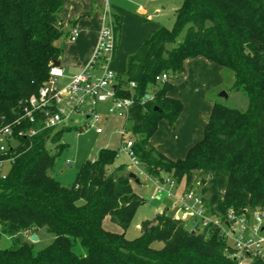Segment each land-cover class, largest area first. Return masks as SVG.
<instances>
[{"label":"trees","instance_id":"1","mask_svg":"<svg viewBox=\"0 0 264 264\" xmlns=\"http://www.w3.org/2000/svg\"><path fill=\"white\" fill-rule=\"evenodd\" d=\"M180 1L172 28L156 30L128 57L124 77L118 75L117 95L133 100L126 119L136 138L131 150L149 176L170 175L189 189L200 175L213 215L228 209L264 214V0ZM64 2L0 0V129L18 118L21 105L49 81L50 67L60 61V42L67 37L61 28ZM112 17L119 35V19ZM199 57L233 73L232 90L247 98V109L214 103L201 141L173 161L150 140L161 121L175 123L183 105L171 96L175 86L156 78L178 76L186 60ZM130 83L135 87L128 96L123 86ZM66 129L20 138L15 150L0 156L14 158L0 179V238L13 240L0 249V264H237L220 230L190 229L191 222L167 210L143 221L137 238L126 239L145 200L126 166L116 167L118 150L100 149L70 187L50 177L57 153L47 146L62 148ZM106 219L122 232L106 230ZM42 229L54 240L35 251L22 237ZM156 242L162 247L154 248Z\"/></svg>","mask_w":264,"mask_h":264},{"label":"built area","instance_id":"2","mask_svg":"<svg viewBox=\"0 0 264 264\" xmlns=\"http://www.w3.org/2000/svg\"><path fill=\"white\" fill-rule=\"evenodd\" d=\"M102 25L93 55L88 64L77 74L66 76L61 66H51L49 81L46 82L36 95L30 96L20 107L18 118L0 129V156L7 155L9 150H15L20 138H34L46 131L52 133L67 128V122L73 117L85 113L89 105L87 119H100L96 111L98 103L111 102L110 114L127 119L133 100L129 97H119L116 93L118 75L110 69L115 59L118 47V34L110 13L109 0H103ZM79 34L74 28L68 36V42H74ZM63 79H66L65 81ZM62 84L60 85V81ZM158 82L169 80L163 74L156 78ZM135 87L130 83L127 92ZM98 133L102 130L98 129ZM123 131L122 136L125 137ZM133 140L128 138L124 142V150L128 151L131 164L138 168L139 177L148 179L155 187L150 200H173L177 212L182 213V219L191 222L192 228L218 229L223 238L230 241L235 249L232 258L237 264H264V237L262 236L264 214L255 211L250 215H238L234 209H228L225 215H213L206 206V199L201 194V185L194 183L191 188L180 194L177 193L178 184L170 175L160 177L149 176L140 166L132 152ZM14 158L0 160V179H5L3 173L5 163L10 165Z\"/></svg>","mask_w":264,"mask_h":264},{"label":"crops","instance_id":"3","mask_svg":"<svg viewBox=\"0 0 264 264\" xmlns=\"http://www.w3.org/2000/svg\"><path fill=\"white\" fill-rule=\"evenodd\" d=\"M180 5V2L175 0H109L110 13L120 22L118 47L110 69L124 77L128 57L136 53L156 30L164 27L162 21L166 8H169L170 13L175 14ZM103 6V0H65L61 18L63 29L67 28L68 34L65 41L60 42L62 53L59 62L66 76L77 74L90 61L99 38ZM74 28L79 31L76 40L65 43ZM228 80H231V77H228ZM225 81L226 75L221 66L201 57L186 60L184 72L169 79V82L175 86L171 96L181 101L182 112L173 125L166 121L159 123L150 140L151 145L170 160L185 158L189 149L203 138L204 127L214 103H221L217 96L211 93L214 91L218 93L226 88ZM123 88L126 89L125 86ZM111 117L116 119V128L121 129L119 135L122 138V145V133L123 131L127 133L129 124L123 117L117 115ZM139 171L132 164L126 166V173L136 175L138 183L135 180L134 182L137 184L141 181L138 176ZM152 186L155 192V187L153 184ZM183 191L184 185H179L177 193ZM170 200L171 204L165 210L174 214L173 200ZM262 236L264 237V224ZM37 237L39 239V236Z\"/></svg>","mask_w":264,"mask_h":264},{"label":"rangeland","instance_id":"4","mask_svg":"<svg viewBox=\"0 0 264 264\" xmlns=\"http://www.w3.org/2000/svg\"><path fill=\"white\" fill-rule=\"evenodd\" d=\"M175 1H178L181 4L180 0ZM168 10L169 8H166V11L164 12L165 15L162 24L165 28L170 29L174 23V14L172 12L170 13ZM63 33L64 36H66L68 34V29H63ZM63 40L65 41V37ZM67 42L68 41L65 43ZM224 74L226 75V88L224 87V89L218 93L214 91L211 95L215 97L217 96L219 101L226 106L245 111L247 109V98L241 92L233 91L231 89L234 82L233 73L224 69ZM228 77H231V80H228ZM62 82L63 81L61 80L60 85ZM223 92L226 93L228 98L220 96ZM110 108L111 103L109 101L98 103L96 111L99 114L100 119L98 121H94L92 118H86L89 113V105H86L84 114L75 116L67 122L68 129L64 130L62 133L60 142V144H63L64 146L62 148H56L58 145L48 144V150L52 154L57 153L54 166L50 170L49 175L61 186L70 187L73 184L82 164L86 161L97 158L98 152L102 148L118 150L116 164H123L124 166L131 164L128 151L123 149L124 143L121 145L122 138L121 135H119V131L121 129L116 128V119L111 117ZM98 129H101L103 134L98 133ZM128 138H133L134 140L136 139L131 134L129 128H127V133L123 138L124 142H126ZM9 169L10 164L5 163L3 166V173L7 174ZM200 178L201 176L197 175L194 182L197 184ZM140 179V184L135 182L133 183L134 190L145 200V203L137 210L129 228L125 231V237L128 240H133L140 235L139 226L143 221L152 220L157 214L162 213L171 204L170 199H165L161 202L150 200V197L154 194V188L151 182L146 178L140 177ZM104 228L115 233L122 232L119 226L113 224L109 219L104 221ZM189 228L192 229L191 224L189 225ZM33 234L39 236L37 242L30 241V236L32 235L31 232L24 234L22 238L24 241L31 243L35 251H40L46 248L54 240V235L48 233L45 229L37 231ZM12 244L13 240L10 237L4 235L1 236L0 249H7L11 247ZM153 247L159 249L162 247V243L156 242L153 244Z\"/></svg>","mask_w":264,"mask_h":264},{"label":"water","instance_id":"5","mask_svg":"<svg viewBox=\"0 0 264 264\" xmlns=\"http://www.w3.org/2000/svg\"><path fill=\"white\" fill-rule=\"evenodd\" d=\"M61 28H63L62 25H61ZM53 66H56V67L60 66V62H59V61H55V62L53 63ZM126 95L129 96L130 93H129V92H126ZM220 96H221V97H225V98H227V95H226L225 92L221 93ZM146 99H150V96H149V95H146ZM154 110H155V111H158L159 109H158L157 107H155ZM116 167H118V166L116 165ZM129 177H130L132 180H135V181L138 183V180L136 179V175L130 173V174H129ZM177 219H179V220L182 219V213H181V212H179V213L177 214ZM192 233H194V231H192ZM30 241H31V242H37V241H38V237L36 236V234H32V235L30 236Z\"/></svg>","mask_w":264,"mask_h":264}]
</instances>
